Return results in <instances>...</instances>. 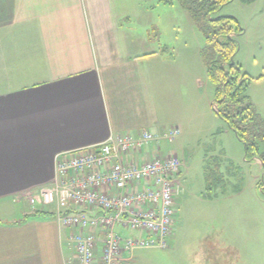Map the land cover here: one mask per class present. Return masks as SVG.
Segmentation results:
<instances>
[{
	"label": "crops",
	"instance_id": "crops-1",
	"mask_svg": "<svg viewBox=\"0 0 264 264\" xmlns=\"http://www.w3.org/2000/svg\"><path fill=\"white\" fill-rule=\"evenodd\" d=\"M128 2L0 0V264H77L70 235L78 229L58 222L38 194L55 177L56 156L114 133L160 137L164 116L183 110L176 60L167 43L154 49V40L132 37ZM173 121L170 129L180 125ZM157 141L135 155L138 162L173 152ZM173 231L168 248L177 244ZM134 250L122 252L124 264H135Z\"/></svg>",
	"mask_w": 264,
	"mask_h": 264
},
{
	"label": "rangeland",
	"instance_id": "rangeland-1",
	"mask_svg": "<svg viewBox=\"0 0 264 264\" xmlns=\"http://www.w3.org/2000/svg\"><path fill=\"white\" fill-rule=\"evenodd\" d=\"M126 11L124 21L135 30L133 38L154 40V49L167 43L176 60L183 110L164 116L163 124L168 134L178 119V132L170 141L150 132L164 154L172 150L186 165L181 167L180 192L174 200L175 248L141 247L134 250L135 264H264L261 162L257 156L245 158L242 142L213 110V84L199 56L203 36L177 0H129ZM220 13L236 17L243 29L236 37L234 62L250 77L246 94L264 119V0H231ZM146 29L152 31L148 34ZM263 149L260 142L258 150ZM206 155L219 159L221 176L210 191L203 177Z\"/></svg>",
	"mask_w": 264,
	"mask_h": 264
},
{
	"label": "built area",
	"instance_id": "built-area-1",
	"mask_svg": "<svg viewBox=\"0 0 264 264\" xmlns=\"http://www.w3.org/2000/svg\"><path fill=\"white\" fill-rule=\"evenodd\" d=\"M177 132L171 128L162 136L170 141ZM152 139L146 129L137 138L114 133L98 144L56 156L55 177L38 194L43 204L54 205L58 222L78 229L70 235L77 264H124V251L169 247L182 161L173 153H156L138 162L135 155ZM132 154L135 158H129ZM28 202L35 204L36 198L30 195ZM117 227L144 236L123 237Z\"/></svg>",
	"mask_w": 264,
	"mask_h": 264
},
{
	"label": "trees",
	"instance_id": "trees-1",
	"mask_svg": "<svg viewBox=\"0 0 264 264\" xmlns=\"http://www.w3.org/2000/svg\"><path fill=\"white\" fill-rule=\"evenodd\" d=\"M177 1L205 40L199 56L213 84V103L217 113L214 112L242 142L245 158H259L262 167L260 189L264 193V149L258 150L259 143L264 142V119L256 112L246 94L250 77L234 62L238 49L236 37L243 29L236 17L220 13L221 8L231 0ZM241 1L246 3L251 0ZM218 161L216 156L204 157L203 177L207 191L220 183Z\"/></svg>",
	"mask_w": 264,
	"mask_h": 264
},
{
	"label": "water",
	"instance_id": "water-1",
	"mask_svg": "<svg viewBox=\"0 0 264 264\" xmlns=\"http://www.w3.org/2000/svg\"><path fill=\"white\" fill-rule=\"evenodd\" d=\"M213 109L217 113L216 105L213 103Z\"/></svg>",
	"mask_w": 264,
	"mask_h": 264
}]
</instances>
